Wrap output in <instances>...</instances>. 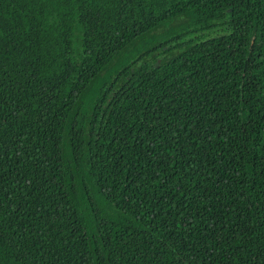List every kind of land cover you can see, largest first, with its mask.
I'll return each mask as SVG.
<instances>
[{"label": "trees", "instance_id": "obj_1", "mask_svg": "<svg viewBox=\"0 0 264 264\" xmlns=\"http://www.w3.org/2000/svg\"><path fill=\"white\" fill-rule=\"evenodd\" d=\"M0 264H264V0H0Z\"/></svg>", "mask_w": 264, "mask_h": 264}]
</instances>
